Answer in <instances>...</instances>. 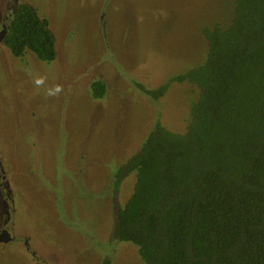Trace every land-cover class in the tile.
I'll list each match as a JSON object with an SVG mask.
<instances>
[{"label": "rangeland", "instance_id": "374dc122", "mask_svg": "<svg viewBox=\"0 0 264 264\" xmlns=\"http://www.w3.org/2000/svg\"><path fill=\"white\" fill-rule=\"evenodd\" d=\"M27 1L47 21L54 58L0 45V149L20 226L48 264H143L134 244L111 238L134 182L131 172L114 189L113 172L155 122L182 131L195 90L172 81L153 99L134 82L156 88L199 64L201 29L225 25L233 0ZM2 254L0 264H37L15 245Z\"/></svg>", "mask_w": 264, "mask_h": 264}, {"label": "trees", "instance_id": "16d2710c", "mask_svg": "<svg viewBox=\"0 0 264 264\" xmlns=\"http://www.w3.org/2000/svg\"><path fill=\"white\" fill-rule=\"evenodd\" d=\"M201 35L199 64L156 88L134 82L153 99L187 82L195 97L182 131L155 122L115 168L114 189L131 172L134 182L111 238L134 244L143 264H264V0H233L228 22ZM5 42L14 56L54 58L46 19L26 4ZM90 91L99 98L101 80Z\"/></svg>", "mask_w": 264, "mask_h": 264}, {"label": "flooded vegetation", "instance_id": "af4514ba", "mask_svg": "<svg viewBox=\"0 0 264 264\" xmlns=\"http://www.w3.org/2000/svg\"><path fill=\"white\" fill-rule=\"evenodd\" d=\"M23 4L34 8L27 0H0V45L8 48L5 42L6 35L17 16L19 8ZM36 14L40 16L37 12ZM11 55L13 54L11 53ZM2 158L0 149V256L3 255L2 253L9 246L15 245L22 248L33 262L48 264L45 258L40 259L38 249L30 243V239L35 235L23 230L20 226L23 221H21L20 215L17 213L13 190L7 174H5Z\"/></svg>", "mask_w": 264, "mask_h": 264}, {"label": "clouds", "instance_id": "9594fccd", "mask_svg": "<svg viewBox=\"0 0 264 264\" xmlns=\"http://www.w3.org/2000/svg\"><path fill=\"white\" fill-rule=\"evenodd\" d=\"M34 82H35L36 85H40V84L43 83V79H42V78H38V79H36ZM62 90H63L62 87L59 86V85H57V86L54 88V90H49V91L47 92V95H49V96L58 95L59 93L62 92Z\"/></svg>", "mask_w": 264, "mask_h": 264}]
</instances>
